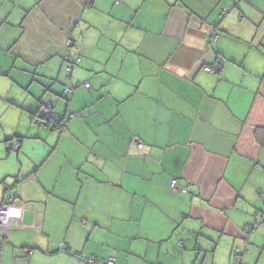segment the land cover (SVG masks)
Masks as SVG:
<instances>
[{"label":"crops","instance_id":"0c3cea01","mask_svg":"<svg viewBox=\"0 0 264 264\" xmlns=\"http://www.w3.org/2000/svg\"><path fill=\"white\" fill-rule=\"evenodd\" d=\"M12 194L0 264H264V0H0Z\"/></svg>","mask_w":264,"mask_h":264},{"label":"built area","instance_id":"2783aa9c","mask_svg":"<svg viewBox=\"0 0 264 264\" xmlns=\"http://www.w3.org/2000/svg\"><path fill=\"white\" fill-rule=\"evenodd\" d=\"M216 37L215 34H211L208 36L209 41L211 39H214ZM69 39L67 40V43H69ZM220 65L217 63L210 64V63H205L203 65V69L207 72H210L215 69H219ZM85 86H89V82L86 81L84 82ZM67 90H71L70 88H67ZM40 112L43 117L49 118L53 114V109H52V102L50 100H43L40 102ZM136 146L140 147L141 146V141L137 138L134 140ZM17 144H15L16 146ZM170 187L172 189H177V190H182L185 191L186 188L179 186L177 184V180L175 178H172L170 180ZM12 201H13V196L9 195L6 198H4L0 204V227L5 226L11 216V206H12ZM251 226V224H250ZM82 257L81 255H79ZM237 258L239 257L238 254L236 253L235 255ZM114 257L113 256H107L105 258L101 257H94V256H87L84 258V261L89 262V263H95V264H113L114 263Z\"/></svg>","mask_w":264,"mask_h":264},{"label":"trees","instance_id":"16d2710c","mask_svg":"<svg viewBox=\"0 0 264 264\" xmlns=\"http://www.w3.org/2000/svg\"><path fill=\"white\" fill-rule=\"evenodd\" d=\"M235 1H238V0H235ZM89 2H90V0H89ZM69 41H71L70 39H69ZM71 43V42H70ZM65 57H67L68 55H64ZM217 64H219L220 65V67H221V64L220 63H218V62H216ZM220 69V68H219ZM43 100H48V99H42L41 101H43ZM52 109H53V103H52ZM38 111H39V114H40V116H42V114H41V112H40V107H39V109H38ZM69 114L68 113H66L62 118H58L57 116H55V112L53 111V114L49 117V118H45V117H43L42 116V120H44L48 125H51V126H56L57 125V123H60V122H58V121H60V120H63V118L66 116H68ZM15 144H17L16 146H15ZM18 147H19V137H14V142L12 143V148H14L15 150H18ZM172 179V178H171ZM176 179V178H175ZM177 180V179H176ZM7 187L8 186H6V188L5 189H7ZM175 190H177V189H175ZM187 190V189H186ZM185 190V191H186ZM179 191H182V190H179ZM9 196V195H8ZM12 196H13V198H14V194H12ZM261 222L262 223H264V219H262L261 220Z\"/></svg>","mask_w":264,"mask_h":264}]
</instances>
